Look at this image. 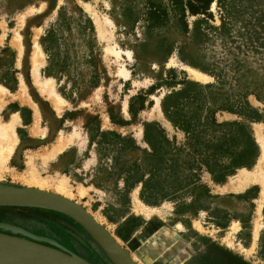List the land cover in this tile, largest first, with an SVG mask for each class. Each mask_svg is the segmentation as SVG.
<instances>
[{
    "label": "rangeland",
    "instance_id": "rangeland-1",
    "mask_svg": "<svg viewBox=\"0 0 264 264\" xmlns=\"http://www.w3.org/2000/svg\"><path fill=\"white\" fill-rule=\"evenodd\" d=\"M146 5L145 0H0V126L6 124L3 130H8L0 127L4 132L0 134V191L39 188L75 201L137 264H146L153 254L157 260L169 259V264H264V192L256 182L239 186L237 181L243 170L256 168L261 156L256 137L259 133L264 138V46L249 45L239 35L237 48L228 55L226 68L233 69L226 74L229 81L224 86L233 87L230 76L237 68L240 83L250 88L252 94L247 100L260 120L243 121L259 147V155L250 169H237L224 184H215L203 171L201 181L211 197L200 193L191 199L185 193L177 201L146 205L139 198L140 184L126 188L117 166H112V154L98 153L95 144L88 146L86 126H93L96 120L102 130L131 134L142 148L147 147L143 142L144 122L156 121L168 137L175 135L182 141L183 133L165 119L161 100L178 89L180 85L174 83L184 77L214 82L212 76L181 58L204 66L210 56L220 58L222 50L208 47L205 54L197 52V45H188L180 55L176 49L167 51L161 38L176 40L177 46L185 40L184 33L172 16L162 29L148 30ZM211 10L215 12V3ZM86 17L95 28L93 39H89L91 49L79 28V20ZM193 19L190 17L189 22ZM60 20L66 24L62 26L65 41L58 44L67 55L68 67L66 72L50 75L45 70L47 55L42 39ZM214 23H219L217 15ZM34 60L39 64L37 78ZM189 69L206 78H193ZM46 79V90L51 94L40 89L39 82ZM164 80L173 86H165ZM150 86L155 89L149 93ZM55 95L63 100L61 104L54 103ZM216 119L240 118L217 112ZM139 155L121 153L119 164ZM33 178L41 184H28ZM152 223L158 227H151L156 228L151 244L147 245L149 240L137 247L135 235ZM0 235L49 246L89 264H114L82 224L55 210L0 206ZM185 248L191 257L176 262L188 254Z\"/></svg>",
    "mask_w": 264,
    "mask_h": 264
},
{
    "label": "trees",
    "instance_id": "trees-1",
    "mask_svg": "<svg viewBox=\"0 0 264 264\" xmlns=\"http://www.w3.org/2000/svg\"><path fill=\"white\" fill-rule=\"evenodd\" d=\"M145 2L147 5L144 21L148 30L162 29L172 16L184 33L185 40L177 46L176 40L161 38V43L168 47L167 51L176 49L180 55L188 45H197V52L208 47L216 49L215 46L222 50L220 58L210 56L204 66L181 58L186 64L212 76L214 82L200 83L184 77L174 83L180 87L166 93L161 100L165 119L175 131L183 133L182 141H177L175 135L168 137L158 122H144L143 142L147 147L142 148L131 134L102 130L96 120L93 126L88 123L86 126L88 146L95 144L98 153L103 151L112 154V166H117L119 177L126 188L140 184L139 198L146 205L157 206L165 200L177 201L185 193H189L191 199L200 193L211 197L208 186L201 181L203 171L209 173L215 184H224L237 169H250L259 155V147L248 125L243 121L260 120L258 111L247 100V96L252 94L250 88L240 83L237 68L230 76L234 80L233 87L225 89L224 86L229 81L226 74L233 69L226 68L228 55L233 54L237 48L239 35L249 45L257 43V48L264 46V0ZM213 3L215 12L211 10ZM216 15L218 24L214 23ZM190 17L194 19L189 22ZM64 25L66 24L61 20L60 23H55L42 39L43 51L47 55L45 70L50 75L67 71L68 58L61 51V44H58L60 40L65 41L62 28ZM79 28L91 49L89 39L92 40L91 36L95 34L91 19L86 17L79 20ZM163 84L167 87L173 86L170 80H164ZM159 86L161 84L156 85ZM154 89V86H150L149 93ZM143 105L142 102L139 109ZM132 107L130 103L131 114ZM217 112L231 113L240 119L219 122L216 119ZM119 123L123 125L124 121L120 120ZM136 152L140 155L119 164L121 153Z\"/></svg>",
    "mask_w": 264,
    "mask_h": 264
},
{
    "label": "water",
    "instance_id": "water-1",
    "mask_svg": "<svg viewBox=\"0 0 264 264\" xmlns=\"http://www.w3.org/2000/svg\"><path fill=\"white\" fill-rule=\"evenodd\" d=\"M0 206L38 207L62 212L82 224L96 239L114 264H137L129 253L82 206L60 194L34 189L15 188L0 191ZM31 247L32 253L5 251L0 248V264H89L61 250L32 241L0 235Z\"/></svg>",
    "mask_w": 264,
    "mask_h": 264
},
{
    "label": "bare ground",
    "instance_id": "bare-ground-1",
    "mask_svg": "<svg viewBox=\"0 0 264 264\" xmlns=\"http://www.w3.org/2000/svg\"><path fill=\"white\" fill-rule=\"evenodd\" d=\"M17 39V38H16ZM19 39H17V40H15L16 42H19L18 41ZM16 44V43H15ZM18 44V43H17ZM36 47H37V50H38V52L41 54V51H40V49H38L39 47H38V45L36 44ZM36 50V51H37ZM40 54L38 55V56H40ZM35 55V54H34ZM37 55V54H36ZM35 57H37V56H35ZM33 58H34V56H33ZM35 59V58H34ZM40 59V58H39ZM41 65V64H40ZM38 67H39V64H37L36 63V61L34 60L33 61V70H34V74H35V76H36V78L37 77H39V74H38ZM189 72H190V74H191V76L193 77V78H195V79H197V80H203L204 78H206V76L204 75V74H202V73H200V72H198V71H196V70H194V69H189ZM37 81H38V79H37ZM47 82H49V79H46L45 81H42V82H39L40 84V89H41V91H49V94H51L52 93V91L51 90H46V87H47ZM49 84V83H48ZM49 87V86H48ZM54 97H56L55 99H57V100H55V104L57 103V104H61V102L63 101L59 96H54ZM58 106V105H57ZM57 109V108H56ZM61 109V108H60ZM1 125V124H0ZM6 124H4V126H5ZM8 125L9 124H7V127H8ZM12 124H10V128L12 127L11 126ZM4 126H3V128H4ZM1 127V129L3 130V128H2V126H0ZM9 128V127H8ZM9 128V129H10ZM13 128V127H12ZM5 129H7L6 127H5ZM0 131V134H1V132L2 133H4V132H8V130L7 131ZM12 130V129H11ZM10 130V131H11ZM9 131V132H10ZM12 133H13V130H12ZM7 134V133H6ZM5 134V135H6ZM2 136H3V134H1ZM5 135H4V137H5ZM8 135V134H7ZM11 135V133L9 134V136ZM12 136H14L13 134H12ZM9 138V137H8ZM11 139V138H10ZM13 140H14V137H13ZM256 140L258 141V143H259V145H260V148H261V156H260V159H259V161H258V164H257V166H256V168L255 169H253V170H243V173H241V175H239L238 177H237V181H238V184H239V186L240 185H242V186H245V185H247L249 182H256V183H258L261 187H262V190H263V192H264V138L259 134V133H257V137H256ZM5 145V144H4ZM59 145V144H58ZM7 148H8V146H7ZM11 148L12 147H9L8 148V150L7 149H4V150H7V151H11ZM60 148V147H59ZM1 161V160H0ZM24 178V177H23ZM28 181V184H41L39 181H37V180H35V178H33V179H29V180H27ZM43 186V185H42ZM63 188V187H62ZM39 189V188H38ZM64 189V188H63ZM152 210H155L156 208H151ZM178 226H180V225H178ZM258 234V228L256 227L255 229H254V236L256 237V235ZM114 237V236H113ZM115 239V238H114ZM116 240V239H115ZM117 241V240H116ZM0 248H2V249H4L5 251H8V252H10V251H20V252H27V253H32V252H34L35 250L34 249H32L31 247H28V246H25V245H22V244H19V243H17V242H15V241H11V240H8V239H5V238H1L0 237ZM127 251V250H126ZM130 255V254H129Z\"/></svg>",
    "mask_w": 264,
    "mask_h": 264
},
{
    "label": "crops",
    "instance_id": "crops-1",
    "mask_svg": "<svg viewBox=\"0 0 264 264\" xmlns=\"http://www.w3.org/2000/svg\"><path fill=\"white\" fill-rule=\"evenodd\" d=\"M217 186H220V185H217ZM221 186H224V185H221ZM182 225V224H181ZM153 226H155V227H158V225L156 224L155 225V223L153 224H147L146 226H144L143 228H142V230L141 231H138V233L135 235V237H134V239H135V241L137 242V247L138 246H140L141 244V246H143L145 243H147L150 239H151V237H152V235H153V233H155L154 232V230L156 229V228H154V230L153 229H151V227H153ZM182 238V237H181ZM182 240H184L183 238H182ZM185 241V240H184ZM119 243V242H118ZM140 244V245H139ZM151 244V240H150V242H148L147 243V245L149 246ZM187 246V244L185 245V247ZM188 248H185V251L188 253V254H186V255H184V256H181V257H179L178 259H175V261L177 262V261H179V262H181V261H183L184 259H189L190 257H191V254H189L190 252L187 250ZM126 250V249H125ZM192 253V252H191ZM154 255V254H153ZM152 255V258H148L145 262H146V264H169V262H171L169 259H166V258H162V260H157V259H154V257L155 256H153ZM136 263V262H135Z\"/></svg>",
    "mask_w": 264,
    "mask_h": 264
}]
</instances>
